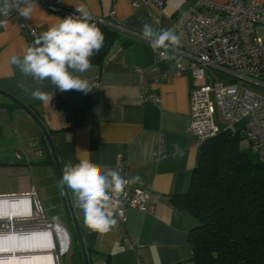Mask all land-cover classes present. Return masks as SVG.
Instances as JSON below:
<instances>
[{
    "label": "crops",
    "instance_id": "crops-1",
    "mask_svg": "<svg viewBox=\"0 0 264 264\" xmlns=\"http://www.w3.org/2000/svg\"><path fill=\"white\" fill-rule=\"evenodd\" d=\"M135 1L139 6L134 7ZM213 1L223 4L229 0ZM35 2L38 8L32 18L25 19L17 13L8 18L6 27H0V88L40 117L54 141L62 169L69 160L76 163L83 157L105 170L123 160L125 177L141 178L131 186L145 188L154 208L152 213L129 209L125 222L113 217L115 226L107 232H96L86 227L83 211L68 189L90 264H193L189 235L197 220L174 200L188 192L200 160V149L194 146L189 132L194 79L187 68L179 76L161 80L163 74L173 72L179 65L189 66V60L176 51L179 48L170 50V59L165 60L160 54L163 50L154 52L142 37V22L158 30L172 29L193 1L166 0L161 10L149 0ZM51 5L78 14L76 7L83 6L91 20L114 26L124 38L133 40L125 47L117 42L109 59L82 74L94 85L87 94L74 89L60 92L46 80L42 90L53 93L52 98L59 102L56 107L52 101L46 104L32 99L30 91L41 86L30 77L24 78L10 62L11 56L22 55L26 45L63 19V13L49 9ZM30 28L36 30L35 36L30 34ZM138 70L143 71L142 77ZM21 80L29 92L18 87ZM153 94L158 102L143 97ZM9 103L0 95V105H5L0 108V177L26 178L29 183L23 189L0 195L34 191L46 220L68 232V253L73 249L76 264H84L73 243L72 219L55 164H49L52 156L47 142L31 118L18 107L6 106ZM218 123L224 124L219 118ZM174 144L180 146L182 157L173 155Z\"/></svg>",
    "mask_w": 264,
    "mask_h": 264
},
{
    "label": "built area",
    "instance_id": "built-area-1",
    "mask_svg": "<svg viewBox=\"0 0 264 264\" xmlns=\"http://www.w3.org/2000/svg\"><path fill=\"white\" fill-rule=\"evenodd\" d=\"M149 1L160 10L166 2ZM192 1L188 12L177 18L172 27L181 37L180 50H175L189 60V66L179 65L173 72L163 74L160 79L167 80L181 75L187 68L191 69L194 85L190 90L189 132L195 147L201 149L207 140L221 131L219 118L227 124L223 130L233 134L241 133L264 162V2L229 0L217 4L213 0ZM133 5L137 7L139 2L135 1ZM49 9L63 13L64 16L80 15L62 10L56 5L49 6ZM16 14L13 11L8 18ZM29 32L32 36L37 34L31 28ZM138 74L142 77L143 71L138 70ZM238 80L258 87L263 93L250 91L246 87L241 90L236 83ZM143 97L159 101L155 94ZM51 101L54 107L59 104L55 97ZM244 120L245 125L240 129L239 125ZM110 169L119 171L123 178L128 179L124 175L123 160ZM3 203L18 206L21 214L12 215L9 210L14 208L3 207ZM129 209L142 213L153 212L150 194L145 188L126 185L123 192L113 198V217L125 222ZM57 226L59 225L46 220L34 191L0 195V243L8 237L24 238L34 233L50 232L51 238L46 237L48 240L45 241L54 244V253H57L59 246V255H55L54 263L60 264L59 256L68 253L71 242L68 232L63 228L69 245L65 251L61 250ZM125 242L129 244L127 238ZM2 256L4 255H0Z\"/></svg>",
    "mask_w": 264,
    "mask_h": 264
},
{
    "label": "trees",
    "instance_id": "trees-1",
    "mask_svg": "<svg viewBox=\"0 0 264 264\" xmlns=\"http://www.w3.org/2000/svg\"><path fill=\"white\" fill-rule=\"evenodd\" d=\"M91 22L105 37L101 50L91 57L94 66L110 58L117 42L122 47L133 43L119 29ZM244 141L241 133L223 129L207 140L188 192L174 200L197 220L189 235L193 264H264V162L250 161L241 149ZM49 164H54L52 159ZM71 226L83 260L72 222Z\"/></svg>",
    "mask_w": 264,
    "mask_h": 264
},
{
    "label": "clouds",
    "instance_id": "clouds-1",
    "mask_svg": "<svg viewBox=\"0 0 264 264\" xmlns=\"http://www.w3.org/2000/svg\"><path fill=\"white\" fill-rule=\"evenodd\" d=\"M35 0H0V27H6L8 17L16 11L20 17L30 19L37 10ZM78 16H67L40 33L33 43L24 47L22 55H13L10 62L19 68L24 78H32L37 85L30 91L31 98L50 104L53 93L42 90L44 82L50 81L60 92L77 90L85 94L94 85L82 74L93 69L91 57L98 53L104 44V34L96 23L91 22L89 12L76 7ZM142 37L150 42L154 52L170 59L168 53L181 47V37L173 29H156L142 22ZM18 87L29 92L28 85L21 80ZM173 155L183 156L178 144L173 145ZM141 182L139 176L123 178L117 170H105L90 158L71 160L62 169L60 184L75 195L84 214L87 228L96 232H107L116 224L112 215L113 198L119 196L126 185Z\"/></svg>",
    "mask_w": 264,
    "mask_h": 264
},
{
    "label": "bare ground",
    "instance_id": "bare-ground-1",
    "mask_svg": "<svg viewBox=\"0 0 264 264\" xmlns=\"http://www.w3.org/2000/svg\"><path fill=\"white\" fill-rule=\"evenodd\" d=\"M7 206L14 208L9 210L12 215L21 214L18 206L12 207L9 203H3V207ZM56 233L61 240V250L65 251L69 245L66 232L57 228ZM46 237L51 238L50 232L34 233L24 238L8 237L0 243V255H4L0 257V264H55V247L53 243L45 241L48 240Z\"/></svg>",
    "mask_w": 264,
    "mask_h": 264
},
{
    "label": "water",
    "instance_id": "water-1",
    "mask_svg": "<svg viewBox=\"0 0 264 264\" xmlns=\"http://www.w3.org/2000/svg\"><path fill=\"white\" fill-rule=\"evenodd\" d=\"M0 95L5 97L7 100H9L12 104L16 105L18 108H20L23 112H25L30 118L31 120L35 123V125L38 127V129L40 130L42 136L44 137L45 141L47 142V145L49 147L53 162L55 164L59 179L61 181L62 178V168L60 165V161L58 158V153L56 150V147L54 145V141L51 137L50 132L48 131V129L46 128V126L44 125V123L42 122V120L40 119V117L31 109L30 106L26 105L25 103H23L21 100H19L18 98H16L15 96L11 95L10 93L4 91L3 89L0 88ZM62 189L64 191L65 194V198L67 201V205L69 208V212L71 215V219H72V223L74 226V230H75V234L81 249V253L83 256V260H84V264H90V260H89V256H88V250L86 248V245L84 243L77 219H76V214H75V210H74V204L72 202L69 190L66 186L62 185ZM14 198V197H11ZM57 228H61L60 226H57ZM64 230V229H63Z\"/></svg>",
    "mask_w": 264,
    "mask_h": 264
},
{
    "label": "rangeland",
    "instance_id": "rangeland-1",
    "mask_svg": "<svg viewBox=\"0 0 264 264\" xmlns=\"http://www.w3.org/2000/svg\"><path fill=\"white\" fill-rule=\"evenodd\" d=\"M264 82V78L262 79ZM240 89L242 90L244 87L248 88L250 91L256 93H263L258 87L246 84L243 81H236ZM227 124H221L219 127L220 129L225 128ZM245 125V120L241 122L239 128L242 129ZM242 151L248 156L251 162L258 163L260 161L258 154L249 146L248 142L245 140L241 145ZM29 181L26 178H19L15 176L9 177H0V193L11 192V191H18L19 189H23L28 185ZM35 207V205H34ZM54 214V213H53ZM74 247V245H73ZM59 246L57 247V253H54V256L58 254ZM59 255V254H58ZM59 262L61 264H76V257L74 255L73 249L70 253L65 254L63 256H59Z\"/></svg>",
    "mask_w": 264,
    "mask_h": 264
}]
</instances>
